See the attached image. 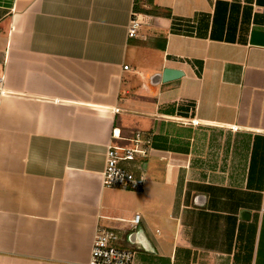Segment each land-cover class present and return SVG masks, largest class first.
I'll return each mask as SVG.
<instances>
[{
  "label": "crops",
  "instance_id": "1",
  "mask_svg": "<svg viewBox=\"0 0 264 264\" xmlns=\"http://www.w3.org/2000/svg\"><path fill=\"white\" fill-rule=\"evenodd\" d=\"M152 1L0 0V264H88L99 227L133 264H264V0ZM137 132L144 187H106Z\"/></svg>",
  "mask_w": 264,
  "mask_h": 264
},
{
  "label": "built area",
  "instance_id": "2",
  "mask_svg": "<svg viewBox=\"0 0 264 264\" xmlns=\"http://www.w3.org/2000/svg\"><path fill=\"white\" fill-rule=\"evenodd\" d=\"M132 17L129 25V37L137 38L140 23ZM128 69V66L124 67ZM3 79L0 77V96ZM197 125L199 121H192ZM130 145L110 144L106 152V165L103 183L106 187L139 191L146 181L145 159L149 155L151 136L137 132ZM141 215L136 214L130 221L129 231L137 230ZM121 231L99 227L96 231L88 264H133L135 251L130 245L122 244Z\"/></svg>",
  "mask_w": 264,
  "mask_h": 264
},
{
  "label": "water",
  "instance_id": "3",
  "mask_svg": "<svg viewBox=\"0 0 264 264\" xmlns=\"http://www.w3.org/2000/svg\"><path fill=\"white\" fill-rule=\"evenodd\" d=\"M182 75H183L182 71L167 67L163 70L162 74L155 76V80H157V82L167 83V82H170L172 80L179 78ZM135 231H136L135 229H132L129 238L133 237V234L135 233Z\"/></svg>",
  "mask_w": 264,
  "mask_h": 264
},
{
  "label": "trees",
  "instance_id": "4",
  "mask_svg": "<svg viewBox=\"0 0 264 264\" xmlns=\"http://www.w3.org/2000/svg\"><path fill=\"white\" fill-rule=\"evenodd\" d=\"M140 0H136V5H134V12L135 13H144V14H153V15H158L160 14L161 12L159 11V8L158 7H153L152 9H147L145 7H140L138 5ZM149 2H153L152 0H148ZM167 15H170V14H167Z\"/></svg>",
  "mask_w": 264,
  "mask_h": 264
},
{
  "label": "rangeland",
  "instance_id": "5",
  "mask_svg": "<svg viewBox=\"0 0 264 264\" xmlns=\"http://www.w3.org/2000/svg\"><path fill=\"white\" fill-rule=\"evenodd\" d=\"M139 3H140L139 5L142 4L141 2H139ZM136 14H139V13H136ZM138 16H139V15H136L135 17H136V19L139 21V23H140V29H141L142 22L139 20Z\"/></svg>",
  "mask_w": 264,
  "mask_h": 264
}]
</instances>
